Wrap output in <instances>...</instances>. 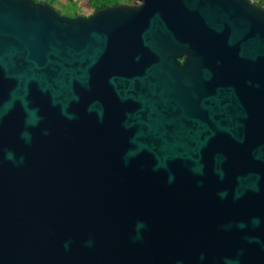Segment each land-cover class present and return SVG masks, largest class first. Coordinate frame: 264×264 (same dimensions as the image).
<instances>
[{
  "label": "water",
  "instance_id": "1",
  "mask_svg": "<svg viewBox=\"0 0 264 264\" xmlns=\"http://www.w3.org/2000/svg\"><path fill=\"white\" fill-rule=\"evenodd\" d=\"M0 0V264H264V6Z\"/></svg>",
  "mask_w": 264,
  "mask_h": 264
},
{
  "label": "trees",
  "instance_id": "2",
  "mask_svg": "<svg viewBox=\"0 0 264 264\" xmlns=\"http://www.w3.org/2000/svg\"><path fill=\"white\" fill-rule=\"evenodd\" d=\"M36 1H41V2H46L52 4L56 9L55 1L56 0H36ZM88 1V6L91 8L93 12L105 9L110 6L118 5L123 3L125 0H87ZM257 3V2H256ZM257 4L263 5L264 6V0H261ZM74 8L72 9H67L65 6L62 9H58L59 12L63 15L66 14V16L70 17H76L78 15H81V7L78 5V3H73Z\"/></svg>",
  "mask_w": 264,
  "mask_h": 264
},
{
  "label": "rangeland",
  "instance_id": "3",
  "mask_svg": "<svg viewBox=\"0 0 264 264\" xmlns=\"http://www.w3.org/2000/svg\"><path fill=\"white\" fill-rule=\"evenodd\" d=\"M254 2H260L261 0H253ZM55 5L58 9H62L64 6L67 9H72L74 8L73 3H78V5L81 7V12H82V16H90L91 14H93L94 12L91 10V8H89L88 6V1L87 0H56L55 1ZM124 4H135L134 0H125L123 1ZM66 15V14H65Z\"/></svg>",
  "mask_w": 264,
  "mask_h": 264
},
{
  "label": "flooded vegetation",
  "instance_id": "4",
  "mask_svg": "<svg viewBox=\"0 0 264 264\" xmlns=\"http://www.w3.org/2000/svg\"><path fill=\"white\" fill-rule=\"evenodd\" d=\"M121 4H123V3H121ZM136 4V3H135ZM135 4H131V5H135ZM130 5V4H129Z\"/></svg>",
  "mask_w": 264,
  "mask_h": 264
}]
</instances>
